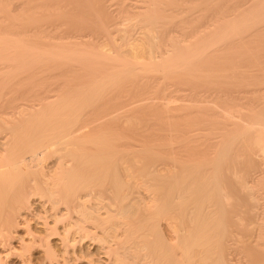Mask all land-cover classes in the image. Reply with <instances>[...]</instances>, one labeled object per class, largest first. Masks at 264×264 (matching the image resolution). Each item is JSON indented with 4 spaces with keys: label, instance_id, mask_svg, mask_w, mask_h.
Here are the masks:
<instances>
[{
    "label": "bare ground",
    "instance_id": "1",
    "mask_svg": "<svg viewBox=\"0 0 264 264\" xmlns=\"http://www.w3.org/2000/svg\"><path fill=\"white\" fill-rule=\"evenodd\" d=\"M73 1L0 0V264H227L229 260L231 264H262L264 186L261 190L260 182L264 167L259 163V170L253 168L243 180L240 174L246 171L239 167L245 166V158L250 155L251 159H264V0H231L219 6L209 39L200 41L202 44L184 43L185 35L196 37V28L181 15L179 0H137L139 5L133 3V12L126 9L125 13L131 12L126 15L135 16V23L141 26L139 36L132 34V21L116 27L117 31L113 29L117 36H112V29L108 31L103 21L100 24L102 14L97 13L104 14L110 7V2L105 4L109 0H80L82 8H74L75 2L71 6ZM91 5L97 13L94 6L92 12L89 10ZM125 5L128 6L119 7L124 9ZM82 16H87L86 23ZM78 19L83 24L93 20V24L89 22L91 26L98 23L99 28H95L100 31L103 27L105 37L83 34ZM209 53L213 61L222 59L227 64L215 66L212 74H206L217 82L219 78L230 81L232 76H238L232 78L233 86H229L231 81H225L236 90L228 87L226 97L214 98H220L224 103L221 106H229L216 112L217 117H223L226 128L221 136L224 146L220 141L222 151L223 147L226 150V154L222 152L224 160L226 155L230 160L224 167L230 176L241 179L237 192L246 198L234 214L241 222L246 213L252 217L241 241L243 256L234 257L232 250L228 252L231 259L227 255L229 244L223 239L225 232L214 227L219 214L216 222L212 207L224 194L219 191L221 186L217 187V176H212L211 163L207 167L211 161L201 159L194 164L191 153L193 164L188 162V166L175 169L180 159L174 155L176 134L172 133H189L191 127L192 136L202 133L194 135L193 129L199 125L193 124L197 122L195 110L201 108L203 98L199 96L198 101L192 95L194 100L189 101L199 103L193 106L188 102L193 108L198 105L193 110L195 115L188 103L184 108L183 102L182 107L179 103L171 105L173 95L168 93L172 91L168 95L163 91L167 80L172 85L197 83V77L202 78V73L197 75V65L208 61ZM240 77L242 87L245 81H257L258 102L257 98L254 101L262 118L260 134L256 129L260 122H252V113L248 120V103L244 102H248L247 90L252 85L242 89L247 91L245 94L238 89L242 88L239 83L236 87ZM150 82H155V91L163 96L154 109L145 111L144 104L133 94L140 90L141 95V88ZM205 104L202 108H209ZM186 108L191 111L190 117L196 116L194 120L187 119ZM185 109L184 115L178 113ZM204 110L197 113L202 111L200 117L205 115V122ZM183 118L192 122L181 123ZM198 119V123L202 121ZM152 120L164 133L155 131L156 135L166 134V142L164 137H158L164 142L160 146L166 143L169 151L174 149L173 154V149L166 154L161 147L150 144L155 137L149 128ZM249 131L251 135H247ZM257 140L259 143L252 142ZM253 143H258L256 148L248 145ZM177 146L185 148L184 144ZM166 161L170 163L168 172ZM218 162L214 163L219 169ZM228 198L231 200L229 195Z\"/></svg>",
    "mask_w": 264,
    "mask_h": 264
},
{
    "label": "rangeland",
    "instance_id": "2",
    "mask_svg": "<svg viewBox=\"0 0 264 264\" xmlns=\"http://www.w3.org/2000/svg\"><path fill=\"white\" fill-rule=\"evenodd\" d=\"M78 2V4H77V2ZM179 1H180V3H179ZM178 1V6L179 7H177V8H179L180 10V12L181 13H183V14H181V15H183V17L185 18V20H189V21H192L193 23H194V25H195V28H196V31H195V33H193V35L194 34H196V37H195V35L192 37L191 35H185L184 36V43H186V41H187V43H189V42H199V43H201L200 41H203V39H206V42H207V40L209 39V36H210V33H211V31H210V29L212 30V27H213V24H214V16H215V14H216V12H217V8H220L221 6H222V4L224 5V4H230V3H227V2H231L232 3V1L231 0H179ZM182 1V2H181ZM191 1V2H190ZM226 1V2H225ZM14 2L16 3H20V0H14ZM75 2V3H74ZM80 2V0H75V1H73L72 3H71V6H73L74 4V8H82V6H81V4H82V2H83V0H82V2L81 3H79ZM110 2V3H109ZM138 3V2H141V1H139L138 0V2H137V0H109V1H107V3L105 2V4L107 5L108 3V5L110 6V7H107V10H109V8H110V10L109 11H107V10H105V12H104V14L103 13H97L96 11H95V9H96V7L94 6V5H91V7H90V9L89 8H87V9H89L90 11L91 10H93L92 9V6H94L93 8H94V10L93 11H95L97 14H100V16H101V14H102V18L101 19H99L100 21H101V23L100 24H103V22H104V26H105V24H106V28L108 29V31H110L111 29L113 30V29H115L116 31L118 30V28H119V26L120 27H123V25L124 24H126V22L128 23V22H130V21H132L131 23L133 24V26H132V30H133V32H132V34L134 33V36H139V32L141 31L140 29H141V26L139 25V24H137V23H135V16H132V15H126V14H130L131 12H133L134 11V9H133V11H131L132 10V7L133 8H135L134 7V4L136 5V3ZM193 2V3H192ZM74 3V4H73ZM134 3V4H133ZM112 4V5H111ZM123 4H127L128 6H129V8H127L128 6H126V8H124V9H122L121 7H119V5L121 6V5H123ZM133 4V5H132ZM182 4V5H181ZM195 4V6H193ZM132 5V6H131ZM139 5V3L136 5V6H138ZM184 5V6H183ZM79 6V7H78ZM86 6V5H85ZM215 6V7H214ZM217 6V7H216ZM220 6V7H219ZM19 7V6H18ZM83 7H84V5H83ZM185 8V9H184ZM191 8V9H190ZM86 9V8H85ZM86 9V10H87ZM128 9H130V10H128V11H131V12H129V13H125V12H128L127 10ZM136 9V8H135ZM208 9V10H207ZM88 10V11H89ZM184 10V11H183ZM192 10V11H191ZM208 13H207V12ZM92 12V11H91ZM95 12H93V13H95ZM188 13V14H187ZM210 13V14H209ZM107 15V16H106ZM189 15V16H188ZM205 15V16H204ZM89 16V15H88ZM188 16V17H187ZM81 17V15L80 16H78V18H80ZM84 17V20H85V18L87 17V16H82V18ZM126 17H129L128 19H130V20H128ZM81 18V19H82ZM110 18V19H109ZM132 18V19H131ZM87 19V18H86ZM97 19V20H98ZM107 19V20H106ZM91 20V19H90ZM90 20H89V22H90ZM98 20V22H100ZM109 20H110V22H109ZM135 20V21H134ZM184 20V21H185ZM209 20V21H208ZM69 21V23L70 22H72V21H70V19L68 20ZM67 20H66V22H68ZM92 21V24H93V20H91ZM103 21V22H102ZM106 21V22H105ZM118 22V24H116L115 22ZM82 21L80 20L79 21V19L77 20V25H80L81 26V30H82V32H83V34H87V32H88V34L91 36V38H96V37H98L99 39H103L104 37H105V34H102V32L101 31H103V29L101 28L100 29V31L99 30H97L98 28H99V26H98V23L96 24L95 22H94V24H96L97 26H98V28L96 27L95 28V26L96 25H92L91 26V23H89L88 22V24H83V23H81ZM107 22H108V24L109 25H107ZM135 23V25H134V23ZM196 22V23H195ZM69 23H67V25H65V28H67L66 26H69ZM85 23H86V20H85ZM130 23V24H131ZM191 23V22H190ZM209 23H210V25H209ZM71 24V23H70ZM113 24V25H112ZM115 24H116V26H115ZM203 24V25H202ZM86 27H85V26ZM129 25V24H128ZM191 25H193V24H191ZM193 25V26H194ZM197 25V26H196ZM103 26V25H102ZM126 26V25H125ZM208 26V27H207ZM85 28V30H84V28ZM87 27H90V28H88L87 29ZM94 27V28H93ZM116 27H118V28H116ZM139 27H140V29H139ZM68 29V28H67ZM173 29H175V28H173ZM201 29V30H200ZM205 29V30H204ZM206 29H207V31H206ZM69 30L70 31H73V29L71 28V25H70V28H69ZM96 30H97V32H96ZM106 30V29H105ZM104 30V31H105ZM110 31V33L112 32L113 34H112V36L115 34V36H117L116 35V33H115V30H113V31ZM90 31V32H89ZM106 33H107V31H105ZM104 32V33H105ZM199 35V37L201 36V35H204V37H202L201 36V38H198V35ZM209 34V35H208ZM104 35V36H103ZM175 35H176V33H175ZM177 35H179L178 33H177ZM90 36H88V37H90ZM186 36H187V38H186ZM192 37V38H191ZM185 38H186V40H185ZM193 38H194V40H193ZM199 39V41H198V39ZM183 39V38H182ZM191 39V40H190ZM189 41V42H188ZM205 41V40H204ZM198 43V44H199ZM202 43H204V42H202ZM201 43V44H202ZM197 44V43H196ZM210 55V56H209ZM223 57V56H222ZM226 57V56H225ZM232 57V56H231ZM230 56L229 57H227V58H231ZM227 58H226V60H227ZM206 59V58H205ZM207 59H208V61H203L202 60V62L201 61H199V63H198V67L196 68V71L198 72L197 73V75L199 74V73H202L201 75H202V80H203V82H200L199 80H200V78L198 79V77H197V79H196V81H197V83H194V85H195V87H194V85L193 86H191V84L189 85V83L187 84V83H180V85H177L178 83H176L175 81H173V82H175L176 84H174V85H172V83H171V81L170 80H167V84L166 85H168V86H166L165 88H164V93L166 94V95H168L169 94V96L171 97L172 95H173V97H171L172 98V102H170V104L172 103V104H174V105H177L178 106V103L181 105V102H183L182 103V105H183V108L184 107H186V104L185 103H190L191 105H195L196 104V102H198L199 100H200V97L201 98H203V99H201L203 102H204V104L205 103H210V104H207V105H209V108H208V110H210V112L207 110V108H205V106L203 107L204 109H206V110H204V111H208L207 113L206 112H204L205 114H207L206 115V120H207V122H206V120H205V122L207 123H205L204 121H203V116H205V115H202V119H201V117H200V114H202V111H203V108H202V106L204 105L203 104V102H201L202 103V105H201V108H198V105L197 106H195L194 108L193 107H191V105L188 103V106H190L192 109H190V110H192V112H194L193 110H195V108L197 107L198 108V111L201 109L202 111L201 112H199V113H197L198 111L197 110H195L196 111V114H197V118L194 120L192 117H196L195 115V112H194V114L195 115H191L192 117H190V113H191V111H190V113H189V111H188V109H187V111H186V109L185 110H176V114H177V111H178V113H181V115L183 114V112H185L186 111V113H188L189 115L187 116V114L185 113V115L187 116V119H188V117L189 118H192L193 120H194V122L195 121H197L195 124H193V125H199V126H195L194 128L195 129H193V134L194 133H196V135H198L197 133H201V134H199L198 136H192V130H191V128L189 129L190 131H189V133L191 134V135H189V133H188V131H185V130H182L183 131V133H182V131L180 132V131H177L178 133H172V136L174 135V134H176V135H174L173 136V139H172V136H171V139L174 141V143H175V145H176V150H175V152H177L176 154H175V152H174V149L172 150V154H173V152H174V155H176V156H178V159H180V162H179V164L180 165H178L177 164V166L175 167V169H178V166L179 167H186V166H183L184 164L185 165H187L188 164V162H191L190 164L192 165L193 163L195 164V161L197 162V161H201V159H209L211 162H209V163H207V164H205V165H207V167L209 166V164L211 165L209 168L210 169H212L211 171H212V176H213V174L214 175H216L217 176V178H216V180H217V182L219 183L218 185L219 186H217L218 188L220 187L221 188V190H219V191H222L223 192V197L221 196V199H220V202H219V204H217L216 203V205L215 204H213V206L214 207H212V209L214 210H218V213L216 214V211L215 212H213V215L215 216H213L215 219V221H216V219L217 218H219L218 220H219V222H217L216 224V226L214 225V227H218L219 228V230H222L223 232H225L224 233V240H225V242L227 243V244H229L228 245V247H230V250H228L227 251V255L229 256H226V257H228V258H233L232 256H231V254L230 253H228V252H230V251H232L233 253H235V255H234V257H239V256H243L242 254H243V252H241L242 250H243V243L241 242L242 241V238H244L243 236L246 234V231H248V227H247V223L249 222V221H251V218H249V216L248 215H250V214H248V213H246V215L245 216H247V217H245L246 219L244 220V221H242L241 222V220L239 219V218H237V217H235L236 216V214L238 213L237 211H239V207H241L244 203L243 202H245V201H243V200H245L246 198L245 197H242L241 196V194L239 193V191L237 192V190H239V185L242 183V181L241 182H239V180H241L239 177H238V175H237V177L238 178H236L235 176L234 177H232V175L230 176L229 175V172H228V170H227V168H225L226 166H228L227 164H229L228 162H229V160H230V158H228L229 156H227L226 155V159L224 160V156L225 155H223L222 154V152L223 153H225L226 152V150L224 149V147H223V151H222V144L223 143H225L224 141H225V139L223 140L222 139V137H224V133L226 132L225 131V126H224V119H223V117H217L216 116V112L218 113V109L219 110H221L222 108L221 107H224V106H221V104L223 103V102H221V100H220V98H219V100H215L216 99V97L219 95H221V97H226V95H228V94H226L224 91H228L227 93H229V90L227 89L229 86H233V84H232V82L234 83L235 81L234 80H232V78L233 79H235L234 77H236L237 79H238V76H232V78H231V82L229 81V80H225V79H223V78H219V82H217V80L218 79H216V78H214L213 79V77H212V75L211 76H209V73L210 72H212V70H214V68L213 67H215V66H224V64H227V61H223L222 59H221V57H220V59H221V64H220V62H218L219 61V59H218V61L217 62H215V61H213V59H212V56H211V53H209L208 55H207ZM206 59V60H207ZM223 59H224V57H223ZM225 60V59H224ZM212 61V62H211ZM200 63H203L202 65H203V67L201 66V64ZM213 63V64H212ZM224 63V64H223ZM214 64H217V65H214ZM199 68H201V69H199ZM202 69H203V71H202ZM212 69V70H211ZM211 70V71H210ZM200 71V72H199ZM202 71V72H201ZM205 72V74H206V72H209L208 74H206V78H203V73ZM210 74H212V73H210ZM210 78H208V77ZM214 80V82H211V81H213ZM244 79H246V78H243V80ZM201 80V81H202ZM206 80V82H204ZM211 80V81H210ZM221 80H223V81H221ZM169 81H170V83H169ZM198 81H199V83H198ZM225 81L226 82H230V84H229V86H228V84L226 85L225 84ZM240 81H241V84H242V80H241V77H240V80L237 82V80H236V84L237 83H239V85H240ZM245 81V80H244ZM243 81V82H244ZM225 84H223V83ZM245 82H247V83H245ZM244 82V86L245 87H242L241 85V87L242 88H238L239 90H242V89H246L247 88V85L246 84H248V86H249V84H250V82L249 81H245ZM251 84H250V86L251 87H249L248 88V90L247 91H249V94H248V96L247 95H245V96H247V100H248V102L247 101H245V99H244V102H245V104L246 103H248V104H246L245 106H246V108L248 107V110H247V113L249 112L250 114H249V119L248 120H250L251 118V113H252V119H255V120H252V122L254 121L255 123H257V122H260V123H258L259 125H257L258 126V128H256V127H254V124H252V122H251V124L253 125V127L254 128H256L257 130L259 129V126L261 125V115H260V111H259V107H257L258 106V93H257V87H255V86H257L256 85V80H254V82H255V84H253L254 82L251 80ZM153 83V84H152ZM150 82L149 84H152V85H150L149 86V84L147 85H144L141 89V95H140V90L139 91H137L136 93H134L133 94V97L135 98H138V100L140 99L141 100V102L144 104V106H143V108H144V110L146 111V110H149V109H154L155 107H154V105L156 106L160 101L159 100H161V98H162V94L160 93V92H156L155 91V82ZM214 83V84H213ZM199 84V85H198ZM203 84V85H202ZM154 85V86H153ZM169 85H171V86H169ZM176 85V86H175ZM175 86V87H174ZM225 86V87H224ZM234 86H235V84H234ZM149 87V88H148ZM172 89H171V88ZM174 87V88H173ZM197 89V91L194 89ZM236 87H238V84L236 85ZM252 87H255V88H253L252 89ZM146 88V89H145ZM151 88V89H150ZM171 90H170V89ZM215 88L218 90V88H219V90L218 91H216L215 90ZM232 87H229V89H230V91L231 90H236V88H233V89H231ZM251 88V89H250ZM148 92V93H144V92H146L145 90ZM149 89V90H148ZM154 89V90H153ZM179 89V90H178ZM214 89V90H213ZM167 90V91H166ZM170 90V91H169ZM195 90V91H194ZM246 90H242L243 92L244 91H246ZM144 91V92H143ZM149 91H150V93H149ZM153 91H155V92H153ZM172 91V93L173 94H170V93H168L167 94V92H171ZM180 91V92H179ZM220 91V92H219ZM221 91H223V92H221ZM246 91V92H247ZM253 92V93H251V92ZM152 92V93H151ZM178 92V93H177ZM188 92V93H187ZM190 92V93H189ZM194 92H196V93H198L197 95H194L195 93ZM246 92H244L245 94H247ZM255 92V93H254ZM158 93L160 94V95H158ZM193 93V94H192ZM216 93H218L217 95H216ZM220 93V94H219ZM222 93V94H221ZM223 93H225V95L223 96ZM137 94V95H136ZM144 95V97L146 98V101H147V98H149L148 99V101L146 102L145 100H144V97H143V95ZM150 94V95H149ZM156 94V95H155ZM183 96H182V95ZM189 94H190V96H189ZM256 94V97L254 96ZM141 97H139V96ZM154 95V96H153ZM186 95V96H185ZM193 95V96H192ZM203 95V96H202ZM214 95V97H212ZM252 97H251V96ZM157 96V97H156ZM177 97V99H175L176 97ZM182 96V98H185V99H182V98H180ZM188 96V97H187ZM194 97L195 99L197 98L198 99V101L197 100H195L193 103H191L194 99H192V97ZM197 96V97H196ZM200 96V97H199ZM211 96V97H210ZM142 97H143V101L145 102H143L142 101ZM151 97V98H150ZM168 97V96H167ZM175 97V98H174ZM179 97V98H178ZM156 98V99H155ZM169 98V97H168ZM170 98V99H171ZM207 98V99H206ZM215 98V99H214ZM246 98V97H245ZM249 98H251V99H249ZM257 98V99H256ZM170 99H168V101L170 100ZM175 99V100H174ZM188 99V100H187ZM190 99H192V101L190 100ZM217 99H218V97H217ZM254 99H256L257 100V102H256V100L254 101ZM181 100H183V101H181ZM191 102H190V101ZM223 100H226V99H222V101ZM228 100V99H227ZM251 100V101H250ZM187 101V102H186ZM206 101V102H205ZM214 101V104L212 103ZM216 101V102H215ZM220 101V102H219ZM217 102H219L218 104H217ZM225 102V101H224ZM250 102V103H249ZM252 102V103H251ZM254 102V103H253ZM151 103V104H150ZM157 103V104H156ZM176 103V104H175ZM199 103V102H198ZM200 103V104H201ZM225 103H229V102H225ZM171 104V105H172ZM184 104H185V106H184ZM200 104H199V106H200ZM224 104V103H223ZM222 104V105H223ZM254 104V105H253ZM182 105H181V107H182ZM206 105V104H205ZM206 105V106H207ZM219 105H220V107H219ZM257 105V106H256ZM152 106V107H151ZM217 106V107H216ZM252 106H254V108L252 107ZM213 107V108H212ZM250 107V108H249ZM146 108V109H145ZM148 108V109H147ZM189 108V107H188ZM224 109L226 110V109H229V106L227 107V105L224 107ZM249 109H250V111H249ZM259 111H257V110ZM225 110H224V113H225ZM251 110H253V111H251ZM203 113V114H204ZM254 113V114H253ZM257 113V114H256ZM198 114H199V116H198ZM211 114V115H210ZM184 115V114H183ZM209 115H210V118H209ZM186 116H183V117H185L186 118ZM212 116V117H211ZM248 116V115H247ZM198 117L202 120L201 122H199L198 123V121H200L199 119H198ZM208 117V118H207ZM182 118V117H181ZM185 118H183L182 120H180V122L181 123H184L183 122V120L185 121V122H192V119H190V120H186ZM219 118V119H218ZM209 121V122H208ZM251 121V120H250ZM249 122V121H248ZM253 122V123H254ZM198 123V124H197ZM205 123V124H204ZM150 124H151V126H149V128L151 129V131L150 132H152L153 133V136H155V137H153V140L154 141H152L153 143H150V144H152L155 148H159V147H161L160 145L162 144V143H164L163 142V140H161L160 141V138L162 137H164L163 139H164V141L166 142V138H165V136H166V134H165V136L164 135H162V134H164V133H162L163 131H162V129H160L161 127L160 126H158L157 125V122H155V120H152V122L150 121ZM212 124V125H211ZM155 125L157 126V127H155ZM204 127H207V128H204ZM200 126H202V127H200ZM210 126V127H209ZM152 127V128H151ZM196 127H198V129L196 128ZM223 127V128H222ZM153 128H155V129H153ZM160 130H159V129ZM197 129V130H196ZM199 129H201V130H199ZM202 129L205 131L206 129V131L204 132V131H202ZM210 131H209V130ZM253 130V129H252ZM155 131H156V133L157 132H159V133H162L161 135L162 136H160V134L159 135H156V133H155ZM162 131V132H161ZM185 131V132H184ZM196 131H199V132H196ZM225 131V132H224ZM256 131V130H255ZM207 132V134H205ZM211 132V133H210ZM182 133V134H181ZM185 133H187V134H185ZM250 133V131L248 132V134L247 135H251V134H249ZM251 133H253V131L251 132ZM257 133H259V130L257 131ZM257 133H253L255 136H257L258 134ZM185 134V135H184ZM252 134V135H253ZM257 134V135H256ZM260 134V133H259ZM179 135V136H178ZM182 135V136H181ZM195 135V134H194ZM177 136H178V138H177ZM201 136H203V137H201ZM222 136V137H221ZM255 136H254V139L253 140H255ZM260 135H258L257 137H259ZM158 137H160V138H158ZM183 137L186 139V137H187V141H182L183 140ZM189 137V138H188ZM209 137V138H208ZM253 137V136H252ZM161 138V139H162ZM182 138V139H181ZM191 138H193V140L191 139ZM206 138V139H205ZM247 138H250V139H252L251 138V136H247ZM246 138V139H247ZM159 139V140H158ZM166 139V140H165ZM190 139H191V141H190ZM196 140V142H195V140ZM199 139V140H198ZM250 139H247V141H249ZM259 141H260V138H257ZM206 140H208V141H206ZM222 141V144H221V141ZM258 140L257 141H252V142H258ZM177 141H180V144H178V142ZM194 141V142H193ZM220 141V143H218ZM160 142V143H159ZM186 142H188L189 143V145L187 146V145H185V144H188V143H186ZM192 142V143H191ZM200 142V143H199ZM212 142V143H211ZM173 143V144H174ZM184 144V146H185V148L183 147V146H177V145H183ZM195 144V146H194V144ZM248 143H250V142H248ZM259 143V142H258ZM258 143H253V144H248V145H250V146H252V145H254V147H255V145H258ZM199 144H200V147L201 148H198L199 147ZM216 144H218V145H216ZM220 144H221V146H220ZM166 143H165V145H163L161 148H159V149H162V151L164 152V153H168V152H170L169 150H168V148L166 147ZM175 145H173V146H175ZM202 145V146H201ZM157 146V147H156ZM165 146V147H164ZM187 146V147H186ZM204 146V147H203ZM216 146H218V148L216 147ZM223 146H224V144H223ZM183 147V148H182ZM191 147V148H190ZM193 147H194V149H193ZM196 147V148H195ZM164 148V149H163ZM188 148V149H187ZM206 148V150H202V149H205ZM250 148H253V147H250ZM256 148V147H255ZM181 149H183V150H181ZM189 149H192V150H190V152H189ZM196 149V150H195ZM200 149H201V151H203V152H201L200 151ZM221 149V150H220ZM168 150V151H167ZM188 150V151H187ZM198 150V151H197ZM181 151H182V153H184L183 155L184 156H182V153H181ZM193 152H199V153H193ZM186 153V154H185ZM191 153H192V155H193V157L192 156H190L191 155ZM207 153V154H206ZM227 153H228V151H227ZM170 154V153H169ZM187 154H189V155H187ZM206 154V155H205ZM218 154H220V155H218ZM226 154V153H225ZM197 155V156H196ZM204 155V156H203ZM216 155H218V156H216ZM223 156V158H221V162H222V160H223V162L221 163L220 162V157H222ZM229 155V154H228ZM249 155V154H248ZM189 156V157H188ZM199 156V157H198ZM202 156H203V158H202ZM247 156V155H246ZM180 157V158H179ZM183 157H185V158H183ZM186 157H188V158H186ZM192 157V158H191ZM195 157H198V158H195ZM218 157H219V159H218ZM249 157H251V155L250 156H247V158H245V160H247L246 162L244 161V163H246V164H244L245 166H241V167H239V169L240 170H245L246 171V173H245V171H243L245 174H243V173H241L240 175H241V177H242V180L244 179L243 177H246V175L248 176V174L249 173H251L250 171H252L253 170V168L255 169V170H259V167L261 166V167H264V165L262 166L261 164L263 163V161H264V159H263V161H262V159L260 160V159H257V158H254V159H251V158H249ZM194 161H192L191 159ZM200 158V160H198ZM217 158V159H216ZM252 158H253V156H252ZM187 159H188V161H187ZM196 159V160H195ZM168 160V159H167ZM184 160H186L185 162H183ZM189 160H191V161H189ZM217 160H219V162H220V167H219V169H218V166L216 167L215 166V163H217L218 161ZM250 160V161H249ZM254 160H258V161H256V162H258V163H256ZM262 161V162H260V161ZM169 161V160H168ZM168 161H166V165L168 164L167 162ZM217 161V162H216ZM249 161V162H248ZM187 162V163H186ZM193 162V163H192ZM215 162V163H214ZM219 162H218V164H219ZM256 164H255V163ZM203 163V162H202ZM214 165H213V164ZM248 163H251V165H249ZM253 163V164H252ZM259 163H260V166H259ZM223 164V165H222ZM224 164H226V165H224ZM248 164V165H247ZM255 164V165H254ZM190 165V166H191ZM203 165H204V163H203ZM204 165V166H205ZM212 165H213V167H212ZM168 166H170V163L166 166L167 167V172L168 171H170V170H168L169 168H168ZM188 166V165H187ZM225 166V167H224ZM252 166V167H251ZM255 166V167H254ZM212 167V168H211ZM245 167V168H244ZM250 167H251V170H250ZM226 170H225V169ZM242 168V169H241ZM244 168V169H243ZM180 169V168H179ZM217 169H218V171H217ZM249 169V170H248ZM264 169V168H263ZM172 170V169H171ZM220 170V171H219ZM210 171V170H209ZM227 171V172H226ZM219 172H220V174H219ZM247 172H249V173H247ZM210 175H211V172H210ZM239 175V176H240ZM243 175H245V176H243ZM215 176V177H216ZM228 177V178H227ZM233 178V179H232ZM237 180H236V179ZM219 179H221V180H219ZM239 179V180H238ZM261 179H263V178H261ZM260 179V180H261ZM230 181V182H229ZM222 182V183H221ZM263 182V183H262ZM261 184V190H262V188H263V184H264V179H263V181L261 180V182H260ZM225 185V186H224ZM239 186V187H238ZM218 188H216V190L218 189ZM225 188V189H224ZM236 189V190H235ZM264 190V189H263ZM218 191V190H217ZM230 191H232V192H230ZM235 192V193H234ZM232 193H233V195H232ZM238 193V194H237ZM225 195H226V197H225ZM228 195L230 196V199L231 200H229V198H228ZM233 196V197H232ZM237 198H236V197ZM217 197V196H216ZM220 197V196H219ZM233 199H232V198ZM214 198H215V196H214ZM218 198V197H217ZM236 200H235V199ZM245 198V199H244ZM240 199V200H239ZM243 199V200H242ZM226 200V201H225ZM229 200V201H228ZM243 201V202H242ZM215 202V201H214ZM222 203V204H221ZM238 203V204H237ZM242 203V204H241ZM236 205V206H235ZM219 206V207H218ZM223 206V207H222ZM217 208V209H216ZM239 208V209H238ZM238 209V210H237ZM233 210V211H232ZM235 212H237L236 214H234ZM221 213V214H220ZM219 214V215H218ZM216 215H218V217L216 216ZM221 215V216H220ZM232 215V216H231ZM217 217V218H216ZM235 220H234V219ZM239 221H238V220ZM241 222V223H240ZM245 224H244V223ZM240 223V224H239ZM214 224H215V222H214ZM218 224H220V226L218 225ZM244 224V225H243ZM213 227V228H214ZM221 227V228H220ZM223 227V228H222ZM216 229V228H215ZM225 230V231H224ZM239 239H238V238ZM239 240V241H238ZM235 241H237V246H236V242ZM240 243V245H239V243ZM234 244V246H231L232 244ZM239 245V246H238ZM233 247V248H232ZM238 249H237V248ZM229 249V248H228ZM239 250V251H238ZM236 251V252H235ZM240 254H239V253ZM238 254V255H237ZM36 255H38V254H36ZM262 255V254H261ZM264 255L263 256H261V261L263 262L262 264H264ZM230 258V259H231ZM227 261L229 260V259H226ZM230 261V260H229ZM229 261L227 262V264L229 263ZM232 262H234V261H232ZM229 264H231V263H229Z\"/></svg>",
    "mask_w": 264,
    "mask_h": 264
}]
</instances>
